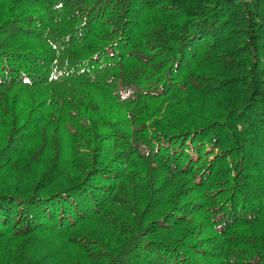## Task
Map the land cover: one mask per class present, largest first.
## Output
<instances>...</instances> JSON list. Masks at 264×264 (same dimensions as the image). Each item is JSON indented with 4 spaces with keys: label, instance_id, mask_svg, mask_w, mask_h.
Returning <instances> with one entry per match:
<instances>
[{
    "label": "trees",
    "instance_id": "1",
    "mask_svg": "<svg viewBox=\"0 0 264 264\" xmlns=\"http://www.w3.org/2000/svg\"><path fill=\"white\" fill-rule=\"evenodd\" d=\"M0 264H264V0H0Z\"/></svg>",
    "mask_w": 264,
    "mask_h": 264
}]
</instances>
